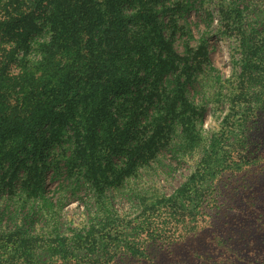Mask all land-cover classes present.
<instances>
[{
  "label": "rangeland",
  "instance_id": "1",
  "mask_svg": "<svg viewBox=\"0 0 264 264\" xmlns=\"http://www.w3.org/2000/svg\"><path fill=\"white\" fill-rule=\"evenodd\" d=\"M97 1L101 11L92 17L94 25L111 35L116 28L122 32L120 72L104 77L105 103L92 118L98 120L101 173L75 194L63 176L46 180L44 212L30 226L0 218V264H87L81 237L104 232L120 242L111 241L110 252L96 264L247 263L242 254L218 247L236 239L243 220L250 226L247 221L258 219L256 227L264 231V0ZM41 2L0 0V159L20 148L14 141L21 132L14 91L52 53L53 15ZM129 14L134 19H119ZM169 65L176 69L171 78ZM69 101L76 108V100ZM62 109L32 111L26 144L38 154L57 130L62 134ZM144 111H157L169 128L137 146ZM171 111L181 120H170ZM183 129L188 147L173 156L163 136L182 140ZM134 146L131 168L126 162ZM111 149L123 153L107 157ZM48 166H35L31 180L48 176ZM27 167L16 171L18 177ZM5 175L0 170V181ZM4 187L0 209L7 202ZM19 187L16 205L25 198L19 213L42 204L34 184ZM180 193L199 195L198 208L183 209L176 201ZM128 243L141 252L132 254Z\"/></svg>",
  "mask_w": 264,
  "mask_h": 264
},
{
  "label": "trees",
  "instance_id": "2",
  "mask_svg": "<svg viewBox=\"0 0 264 264\" xmlns=\"http://www.w3.org/2000/svg\"><path fill=\"white\" fill-rule=\"evenodd\" d=\"M99 4L97 0H82L72 4H69L68 0H42L40 3L42 9L49 10L50 14L53 15L51 24L55 35L52 41V53L46 57L45 63L36 66L37 70L33 73L34 77L33 75L23 77L19 82L17 91H14V115L19 117V126H21V132L14 141L20 148L13 153L4 152L0 159V170L6 173L5 177H7V179L4 178L3 181H0V186L5 185L7 200L3 208L0 209V218L16 220L20 228L30 226L44 212V185L46 180L54 181L63 176L70 183L72 189L70 193L75 194V191L84 185L83 181L91 184L99 178L101 173L99 162L96 160L99 151L96 145L95 130L98 126L96 117L99 109L105 103L103 97L106 89L104 77L117 76L120 72L118 68L121 65L120 49H116L120 45L122 32L116 28L114 35H111V33L104 32L102 28L98 29V26L94 25L92 17L99 16L101 11ZM14 8L11 14L17 12V6ZM134 17L135 15L130 14L119 15L120 20L123 18L132 20ZM110 44L115 45L113 52L110 51ZM103 53L105 58L100 57ZM102 62H105L106 68L102 67ZM168 68V75L171 78V75H175L176 69L174 65H169ZM94 96L100 97L98 101H92ZM71 97L76 100L74 104L77 103L74 109L69 105ZM58 105H63L61 111H65L58 120L60 127H62V134L57 130L53 138L48 142L46 141L44 152L38 154L34 145H31L32 148H30L26 144L27 140H30L27 135L30 133L32 124V120H30L32 111H54ZM28 111H30L29 115H27ZM71 111L95 112H89L90 115H88L86 112L80 114ZM143 113L145 124L137 128L135 136L141 142L137 143V146L143 143L142 138L146 137L152 140L155 136L162 135L164 130L167 131L169 128L166 124L163 128L159 122L161 117L157 111H144ZM94 114L96 115L95 120L92 119ZM167 117L174 121L178 118L181 120L172 111ZM181 134L183 139L178 141H175L178 137L163 136L166 140L165 144H171L173 156L180 154V151L188 147V133L183 129ZM151 140H147L146 145ZM115 150L111 149L106 153V156L112 157L123 153L121 150ZM137 150L138 147L134 146L128 152L126 165L131 168L136 165L133 157H135L134 153ZM49 156L51 162L41 161H46ZM37 159L40 162H36ZM46 164H49L46 167L50 170L48 176L45 174L43 179L31 180L29 173L33 171L35 166L40 165L39 169H41V166L43 168ZM24 166H28L26 176L18 177L16 171ZM214 175L215 173H211L208 179L212 180ZM33 184V192L37 193L38 197L43 196L42 204L36 205L30 211L19 213L17 206L20 205L19 210L22 211L25 198H22L21 203L18 202L19 204L16 205L15 197L18 193L15 192V189L20 186L19 189L24 190ZM177 195V204L183 209L198 208L195 201H200L199 195H195L194 199L183 193H180L179 197ZM10 202L15 204V207H10ZM247 222L250 226L244 220L238 222L240 227L235 230L236 239L227 238L224 244L218 248L242 254L247 259L245 264H264V231L258 230L256 227L255 222H258V219L254 222ZM244 223L245 229H242L241 224ZM92 235L93 233H86L81 237L82 244L80 243V246L83 248V258L87 264H96L100 261L99 257L102 258V256L107 255L110 252L111 241L120 242L118 238L117 240L114 239L117 235L113 233L109 235V233L104 232L98 236ZM123 243L121 242V244ZM52 247L51 245L49 248ZM61 248L63 249V247H59V249ZM127 249L132 254L141 252L136 243L128 245ZM69 253L71 260L77 258L74 251L70 250Z\"/></svg>",
  "mask_w": 264,
  "mask_h": 264
}]
</instances>
